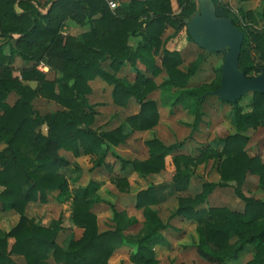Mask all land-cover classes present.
<instances>
[{
  "label": "trees",
  "instance_id": "trees-1",
  "mask_svg": "<svg viewBox=\"0 0 264 264\" xmlns=\"http://www.w3.org/2000/svg\"><path fill=\"white\" fill-rule=\"evenodd\" d=\"M177 1L182 6L178 16L171 14L170 0H128L115 10L110 9L106 0H48L46 9L40 7L38 0H0V37L4 39L0 43V144L5 145L0 149V186L3 187L0 202L2 210H13L20 216L10 231L0 229V264H19L12 255H22L24 264H49L51 258L55 264H110L109 258L124 243L136 246L130 255L133 263L159 264L155 246H170V243L161 233L166 225L152 206L166 199L167 195L162 192L164 185H152L137 194L136 207L143 210L145 226L136 236L126 235L121 226L100 231L98 217L92 210L100 183L91 180L85 187L71 191L68 179L61 172L68 160L59 151L63 149L79 157L92 154L101 146L109 150L127 140L129 134L123 125L107 132L92 128L96 111L88 99L89 81L97 76L113 86L112 98L116 105L126 107L131 99L138 103L139 112L126 118L132 130H150L158 124L157 101L148 96L161 86L185 88L196 69H180L181 53L168 49L167 40L162 39L170 24L175 29L171 37L186 29L193 41L185 19L200 11L199 2ZM247 1L239 0V3L243 5ZM213 2L218 17H229L221 0ZM240 10L246 14L243 6ZM69 18L88 26V30L78 37L63 34L65 20ZM242 31L245 38L240 70L247 76H254L253 71L264 74V66L248 65L252 62L246 48L248 34ZM250 35L256 48L264 52V28L253 29ZM131 36L140 38L136 47L128 44ZM17 56L34 65L16 75L13 62ZM108 58L115 73L103 65ZM138 60L151 75L138 71L133 84L116 75L125 63L136 66ZM40 63L56 68L58 76L48 78L37 68ZM163 69L167 77L160 85L155 78ZM219 86L220 82L209 90L185 89L183 92L202 102L205 93ZM11 94L17 95L13 104L8 102ZM39 96L54 100L62 109L41 115L33 103ZM237 121L240 130L264 121V94L253 92L252 111L237 112ZM43 126H47L46 133L41 129ZM223 141L219 153L206 150L197 157L186 154L173 157L176 171L172 188L176 190L188 182L196 165L213 154L220 159L221 175V183H204L202 192L195 197H180L176 214L197 223L198 252L206 260L230 264L238 261L247 246L253 244L255 258L246 264H264V200L247 197L241 191L248 173L257 174L264 187V160L248 154V137L242 132L228 135ZM145 143L149 158L122 159V169L131 166L142 174L160 173L166 169L169 154L184 145L183 142L166 145L155 136ZM106 153L101 155L99 164L104 162ZM113 180L122 192L129 189L126 178ZM229 182L236 183V192L245 201L243 211L225 206L199 207L217 186H226ZM54 191H58L59 202L72 197V222L84 229L82 236L72 240L67 248L57 242L60 220L43 226L26 215L30 202L47 203L49 192ZM10 238H14L12 246Z\"/></svg>",
  "mask_w": 264,
  "mask_h": 264
},
{
  "label": "rangeland",
  "instance_id": "rangeland-1",
  "mask_svg": "<svg viewBox=\"0 0 264 264\" xmlns=\"http://www.w3.org/2000/svg\"><path fill=\"white\" fill-rule=\"evenodd\" d=\"M38 1L40 7L46 9L48 0ZM127 1L121 0V5L126 4ZM221 1L223 6L228 9L229 17L241 30H245L248 34L246 48L252 58V62L248 65L255 68L264 66V52L256 48L250 35L251 30L264 28V0H250L243 5L239 3V0ZM241 6L244 7L246 14L240 10ZM170 7L172 15L178 16L182 10V6L177 0H170ZM87 30L88 26L77 24L69 18L65 20L63 34L78 37ZM169 33H175L170 24L167 25L162 36L167 37V35H171ZM3 41L4 39L0 37V43ZM128 44L131 47L136 46L135 37L131 36ZM171 47L177 48L183 57L180 69L183 71L196 69L193 70L190 82L185 88L161 86L160 89L148 96L157 101L160 114L158 124L150 130L140 131L141 133L136 134V131L132 130L126 123V118L139 112L138 103L131 99L130 104L126 107L116 105L112 98L113 86L97 76L89 81L91 93L88 95V99L96 111L92 128L99 132H107L123 125L129 136L124 143L118 146H112L109 150L106 146H101L96 152L88 155L83 154L75 157L71 153L67 154L62 151L60 155L69 160L68 165L62 167L61 172L68 179V186L71 191L78 187H85L91 180L99 182L100 188L96 192L95 204L92 210L98 217L100 231L121 226L124 233L132 237L136 236L145 226L143 210L136 207L135 194L148 186L164 185L165 188L162 192L167 195L166 199L152 206L166 225L161 233L170 243V246L155 247L159 264H217L206 260L198 252L200 238L197 223L177 215L176 211L179 207L180 197H195L202 192L203 184L206 182L221 183V175L218 170L219 157L213 154L210 159L196 165L188 182L184 183L178 190L172 188L176 170L169 156L166 160V169L161 171L159 176L154 175L148 178L147 175L150 174L136 172L131 166L122 169V159H146L148 157L146 152L148 147L145 142L154 136L166 145L167 143L173 145L183 142L184 147H180L169 154L172 159L177 154L197 157L201 151L206 150L211 153H219L224 146V137L242 132L248 137L246 142L248 154L250 156H260L264 160V121L255 127L244 128L243 130L238 127L237 112L246 114L253 109L252 92L246 94L239 101L238 107L222 101L215 95L205 96L202 102H199L193 96H185L186 93L183 92L185 89L203 91L215 88L218 85L222 74L219 69H222L225 54L223 52L209 53L202 49L189 39L186 29L178 31L174 45ZM156 59L157 62H161V56L158 55ZM110 63L111 59L108 58L103 65L108 71L115 73L110 67ZM158 64L160 65V63ZM33 65L34 62H28L17 56L13 62L14 72L16 75H20L22 69ZM42 67H48V70L44 71ZM123 67L125 68L122 73H116V75L128 84L135 82L138 72L135 69L136 67L139 72L146 76L151 75V72L139 60L136 66H133L131 62H127L120 69ZM37 68L45 72L50 79L58 76L56 68L46 63H40ZM251 74L254 76L259 75L256 71ZM166 77L167 75L163 73L161 76L156 77L155 81L162 85ZM30 84L35 86L34 82H30ZM16 99L17 95L11 94L8 102L13 104ZM33 103L34 108L41 115L62 109V106L54 100L42 96L37 97ZM41 129L47 131V126H43ZM4 147L5 145L1 143L0 149ZM104 153H106L105 160L102 164H99L100 157ZM115 177L126 178L131 183L126 192H122L116 186L113 180ZM236 187L235 182H229L226 186H217L208 196L207 201L199 207L225 206L230 210H243L245 201L236 192ZM2 190L3 187L0 186V192ZM241 191L247 197L264 200V187L261 185L257 174L248 173L245 182L241 186ZM57 194L58 191L49 192L47 203H32L27 208V214L35 217L36 221L43 226H49L53 220H60L61 230L58 233L57 242L67 248L72 240H76L81 236L82 230L73 224L71 219L72 197L62 203L57 200ZM8 212L15 213L13 210H2L0 202V222L7 225L11 222L14 226L17 223L16 216H11V221L9 218H3V215H6L4 213ZM135 250L136 246L134 244L124 243L113 252L109 258V263L135 264L130 259V255ZM255 252V246L253 244L248 245L240 255L239 260L232 261L230 264H246L255 258ZM48 263L55 264L52 258L48 260Z\"/></svg>",
  "mask_w": 264,
  "mask_h": 264
},
{
  "label": "water",
  "instance_id": "water-1",
  "mask_svg": "<svg viewBox=\"0 0 264 264\" xmlns=\"http://www.w3.org/2000/svg\"><path fill=\"white\" fill-rule=\"evenodd\" d=\"M200 11L185 20L193 41L209 53L223 52L220 86L208 91L222 101L238 107L239 101L248 94H264V74L247 76L240 70L239 60L245 38L244 32L230 17H218L213 0H199Z\"/></svg>",
  "mask_w": 264,
  "mask_h": 264
},
{
  "label": "crops",
  "instance_id": "crops-1",
  "mask_svg": "<svg viewBox=\"0 0 264 264\" xmlns=\"http://www.w3.org/2000/svg\"><path fill=\"white\" fill-rule=\"evenodd\" d=\"M250 1V0H249ZM198 2H199V0H198ZM248 2V1H247ZM246 3V2H245ZM199 5H200V3H199ZM120 6H121V4H120ZM187 19V18H186ZM185 19V20H186ZM175 30V29H174ZM169 34H171V33H169ZM173 34H171V35H167V37H164V36H162V39H163V41H165V40H167L166 42V47L168 48V49H170V50H177V51H179L177 48L175 49V48H172L171 46H173L174 45V40H175V36L174 37H171ZM133 37H135V39H136V46H137V43L139 42V40H140V38L139 37H137V36H133ZM137 37V38H136ZM169 37H171L170 39H168ZM139 38V39H138ZM133 44V43H132ZM136 46H133V47H136ZM199 46V45H198ZM203 49V48H202ZM158 57V56H157ZM156 57V58H157ZM157 63H160L161 64V62H157ZM105 67V66H104ZM125 67H123L122 69H120V71L119 72H117V73H122V71H123V69H124ZM135 68V67H134ZM137 71H139L138 70V68L136 67L135 68ZM138 73V72H137ZM163 73H165L166 75H167V73H166V71L163 69V71L161 72V74L159 75V76H161ZM101 79V78H100ZM156 83L157 84H160V83H158L157 81H156ZM155 92V91H154ZM155 100V99H154ZM130 104V103H129ZM128 104V105H129ZM134 114H136V113H134ZM130 116V115H129ZM43 132L44 133H46L47 131H44L43 130ZM136 134H139V133H141L140 131H136L135 132ZM167 145H170L169 143H167ZM182 147H184V145L182 146ZM62 151H65V150H63V149H61L60 151H59V153H61ZM67 154H69V153H71V152H68V151H65ZM146 152H147V155H148V157L146 158V159H148L149 158V156H150V153H149V148L146 150ZM184 153V152H183ZM72 154V153H71ZM169 157L171 158V160L173 161V159H172V156H170L169 155ZM168 158V157H167ZM146 159H139V160H146ZM67 160H69L68 158H67ZM168 163V162H167ZM167 165V164H166ZM169 167V166H168ZM164 171V170H163ZM161 173V172H160ZM160 173H157V174H150V175H147V178L149 177V176H154V175H156V176H159L160 175ZM131 184V183H130ZM157 184V183H156ZM148 187H150V186H148ZM148 187H146V188H148ZM146 188H142L141 190H144V189H146ZM140 190V191H141ZM140 191H138L136 194H135V201H137V194L140 192ZM32 203H34V202H30L29 204H28V206H27V208L29 207V206H31V204ZM136 203V202H135ZM209 203V202H208ZM209 205V204H208ZM214 206H217V205H214ZM26 208V215L28 216V217H32V216H29L27 213H28V209ZM244 208H245V205H244ZM244 210V209H243ZM243 210H238V211H243ZM9 213V214H8ZM8 213H4V214H6V215H3V218L4 219H7V218H9V220L11 221V219H10V217L11 216H16V221L18 222V220H19V214L18 213H14V212H8ZM11 213H13V214H11ZM15 214H18V215H15ZM35 218V217H34ZM2 222H0V228H2L3 230H5V231H10L11 229H12V224H11V222L9 223V225H7V224H4V223H2ZM79 229H81L82 230V234H83V232H84V229L83 228H81V227H79ZM82 234H81V236H82ZM80 236V237H81ZM79 237V238H80ZM79 238H76V239H79ZM14 243V238H10L9 239V244H10V246H12V244ZM156 248L157 247H164L163 245H157V246H155ZM156 248H155V252L157 253V251H156ZM156 257H157V254H156ZM12 258L16 261V262H18L19 264H24V262H25V260H24V257L22 256V255H12Z\"/></svg>",
  "mask_w": 264,
  "mask_h": 264
},
{
  "label": "built area",
  "instance_id": "built-area-1",
  "mask_svg": "<svg viewBox=\"0 0 264 264\" xmlns=\"http://www.w3.org/2000/svg\"><path fill=\"white\" fill-rule=\"evenodd\" d=\"M106 1L108 3V6L110 7V9H112V10L117 9L121 4V0H106ZM42 70L46 71V70H48V67H45V68L42 67Z\"/></svg>",
  "mask_w": 264,
  "mask_h": 264
}]
</instances>
